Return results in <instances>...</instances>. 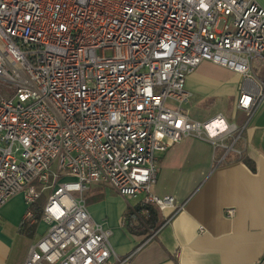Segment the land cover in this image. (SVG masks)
I'll list each match as a JSON object with an SVG mask.
<instances>
[{"label":"built area","instance_id":"obj_1","mask_svg":"<svg viewBox=\"0 0 264 264\" xmlns=\"http://www.w3.org/2000/svg\"><path fill=\"white\" fill-rule=\"evenodd\" d=\"M204 61L241 75L247 121L185 109ZM263 69L255 0H0V208L23 193L37 221L45 198L24 264H125L88 210L90 187L163 209L174 197L153 193L160 160L184 137L209 142L217 164L242 158Z\"/></svg>","mask_w":264,"mask_h":264},{"label":"crops","instance_id":"obj_2","mask_svg":"<svg viewBox=\"0 0 264 264\" xmlns=\"http://www.w3.org/2000/svg\"><path fill=\"white\" fill-rule=\"evenodd\" d=\"M255 1L264 7V0ZM241 80L231 69L202 62L187 78L192 96L185 109L200 121L222 113L242 124L247 114L237 107ZM211 99L229 108L202 113L201 104ZM245 140L243 157L222 164L216 163L209 142L194 137H184L164 153L152 190L158 196H173L174 202L163 209L152 203L160 209L154 231L144 226L133 232L124 215L128 207L144 202V194L124 197L108 185L90 187L88 210L112 230L116 252L129 257L125 264L260 263L264 256V100L248 119ZM132 198L138 201L132 204ZM229 208L235 209L233 215H228ZM27 210L23 193L1 206L0 264H24L31 244L45 232L47 224L27 219Z\"/></svg>","mask_w":264,"mask_h":264},{"label":"trees","instance_id":"obj_3","mask_svg":"<svg viewBox=\"0 0 264 264\" xmlns=\"http://www.w3.org/2000/svg\"><path fill=\"white\" fill-rule=\"evenodd\" d=\"M42 201L39 199L34 207L35 218L40 219L42 214ZM125 217L127 218V224L130 230L136 232L139 227L148 226L154 231L158 225H155L156 219L160 215V209L152 203L141 202L133 207H128L125 211ZM138 220L139 224L135 225L133 221ZM259 264H264V256L262 257Z\"/></svg>","mask_w":264,"mask_h":264},{"label":"rangeland","instance_id":"obj_4","mask_svg":"<svg viewBox=\"0 0 264 264\" xmlns=\"http://www.w3.org/2000/svg\"><path fill=\"white\" fill-rule=\"evenodd\" d=\"M200 108H202V113H213L218 109H227L229 108L228 106H224V104L221 102V100L218 99H211L207 101V104H201ZM159 154V153H157ZM138 201V198H132L130 201L132 204H135Z\"/></svg>","mask_w":264,"mask_h":264}]
</instances>
